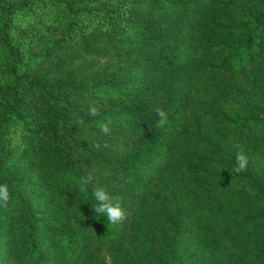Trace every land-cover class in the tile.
Wrapping results in <instances>:
<instances>
[{"label":"trees","instance_id":"trees-1","mask_svg":"<svg viewBox=\"0 0 264 264\" xmlns=\"http://www.w3.org/2000/svg\"><path fill=\"white\" fill-rule=\"evenodd\" d=\"M0 184V264H264V0H0Z\"/></svg>","mask_w":264,"mask_h":264},{"label":"clouds","instance_id":"clouds-1","mask_svg":"<svg viewBox=\"0 0 264 264\" xmlns=\"http://www.w3.org/2000/svg\"><path fill=\"white\" fill-rule=\"evenodd\" d=\"M156 115L159 117L156 126L158 128H163L168 123V114L162 108L157 107L155 109ZM88 115L90 117H96L99 115L98 108L93 104L88 109ZM100 131L102 133L108 134L110 128L107 123L99 124ZM96 147H99L97 144ZM247 167V156L241 151L236 154V165L232 171L240 173L246 170ZM96 178L93 173L89 172L85 176L80 178V192H86L88 186L91 185V195L97 201V204L92 207L94 212L98 215H104L107 221L113 225L122 223L127 218V213L121 206L119 198L113 196L104 186H99L98 181L94 184L93 181ZM10 199L8 187L5 184H0V204L7 206Z\"/></svg>","mask_w":264,"mask_h":264}]
</instances>
